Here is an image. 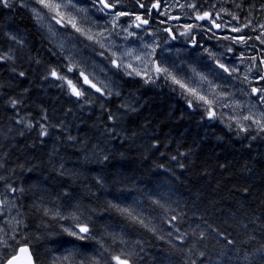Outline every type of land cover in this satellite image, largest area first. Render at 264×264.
<instances>
[{
  "label": "trees",
  "instance_id": "trees-1",
  "mask_svg": "<svg viewBox=\"0 0 264 264\" xmlns=\"http://www.w3.org/2000/svg\"><path fill=\"white\" fill-rule=\"evenodd\" d=\"M65 31L101 64L103 95L27 8L0 6V264L21 246L34 264H264V130L210 119Z\"/></svg>",
  "mask_w": 264,
  "mask_h": 264
},
{
  "label": "rangeland",
  "instance_id": "rangeland-1",
  "mask_svg": "<svg viewBox=\"0 0 264 264\" xmlns=\"http://www.w3.org/2000/svg\"><path fill=\"white\" fill-rule=\"evenodd\" d=\"M15 1L30 11L38 27L45 32L46 36L66 56V59L88 73V76L92 77L96 84H102V86L108 84L101 64L96 59L79 51L72 40L71 33L65 29H69L72 33L93 42L97 47L105 49L111 56L112 63L115 61L113 63L115 66L120 65L118 68L124 73L142 78L147 82H152L158 77L167 80L184 93L190 101L201 107L210 119L219 117L220 120L230 122L233 127L241 131L262 130L264 101L259 99L257 93L252 92L254 87L246 88L244 86L242 77H249V68H245L240 77L238 67L240 61L236 59L245 58L243 53L236 51L234 47V45L240 46V40H235V44L231 43L232 34L236 32L233 31L236 29L235 19H232V14L227 10L221 13L220 6L223 0H163L159 11L162 20L156 24L162 29L160 31L145 28L143 24L136 27L139 21H132L126 14L117 18L116 12L127 13L121 0H111V4H115L116 10L109 16L98 6H95L93 0H74L78 11L74 10L71 14L84 34L75 31L71 26L62 27L57 24L56 20L52 18L53 14L48 9L42 8L36 0ZM155 2L157 4V1ZM33 9L40 12L39 19ZM173 13L178 17H174ZM205 13L208 14L206 18L197 19L198 16H204ZM222 14L223 16H221ZM114 20L117 21L115 26ZM186 21L190 24L193 22L189 32L187 30L186 33V41L191 47L186 46L180 49L173 45L171 39L168 38V30L173 28L179 30V24L187 28ZM250 24L254 32L264 33L263 18ZM215 25L220 27L217 28ZM204 28L209 31V43L194 46L192 30L201 32L203 31L201 29ZM88 35L93 36V39H87ZM258 37L264 39L262 34ZM220 64L229 68L230 72L232 69H236V71L231 74L225 72L219 67ZM157 66L168 69L188 87L195 88L200 95H205L211 100L215 115L210 117L206 111L207 105L179 88L164 74L155 72ZM137 73L140 74L137 75ZM256 89L264 88L256 87ZM244 117H250V119L246 120Z\"/></svg>",
  "mask_w": 264,
  "mask_h": 264
},
{
  "label": "flooded vegetation",
  "instance_id": "flooded-vegetation-1",
  "mask_svg": "<svg viewBox=\"0 0 264 264\" xmlns=\"http://www.w3.org/2000/svg\"><path fill=\"white\" fill-rule=\"evenodd\" d=\"M157 1V4L156 2ZM163 0H121V3L123 7L126 10V16H129V18L133 20H136L135 17L139 15L142 19H146L147 23L143 24L145 28H151L154 31H160L162 30L160 27H157L156 24L159 22V20H162V17L159 15V11L161 10V7L163 5ZM171 1V0H167ZM108 2L111 4V0H108ZM161 2V3H160ZM92 4V1L90 2ZM135 3L133 6L132 4ZM240 3V4H238ZM93 4L95 6H98L100 10L106 12V14L112 13L116 10V8H111L112 12H107L103 9V5L99 3V0H93ZM141 4L144 6L141 7ZM156 4L158 7L153 8L152 5ZM253 6V10L251 12L246 11L245 8ZM232 8V12H230V7ZM221 13L222 11L227 10L228 13L232 14V19H235L234 25L236 29H239V31H236L233 33V39L231 38V43L235 44V40H240V37H244V40H240V46L237 47L234 45L236 51H241L244 55L245 59L237 58V61L239 62V74L241 77V73L245 68H249V77H247V80L242 77L244 80V86L246 88L248 87H259L264 88V80L260 79L261 75H264V64L261 63V61H264V39H259V35L262 34L260 32H254L252 30L251 22H256L260 20L261 18L264 19V0H223L222 5L220 6ZM179 14V13H177ZM174 17H178V15L172 14ZM212 15V14H211ZM215 15V14H214ZM223 16V14L221 15ZM180 18V17H179ZM233 19V20H234ZM163 21H165L163 19ZM180 21V20H178ZM138 22V21H137ZM181 23V22H179ZM188 27L184 28L181 24H179L180 29H169L168 30V38L171 39L173 42V45H176L177 48L183 49L184 47H191L189 42L186 41V33L187 30L189 32L190 25L189 22ZM203 31L198 32L195 30L198 35H195L192 37L194 40L196 46L197 44H204L207 45L210 41L208 39L209 37V31L207 28L201 29ZM159 35V32L157 33ZM175 53V52H173ZM238 76V75H237Z\"/></svg>",
  "mask_w": 264,
  "mask_h": 264
},
{
  "label": "snow or ice",
  "instance_id": "snow-or-ice-1",
  "mask_svg": "<svg viewBox=\"0 0 264 264\" xmlns=\"http://www.w3.org/2000/svg\"><path fill=\"white\" fill-rule=\"evenodd\" d=\"M37 3L41 5L42 8L48 9L50 13H52V18L56 20L57 24H60L62 27L71 26L75 31L80 32L81 34H84L81 27H79L76 23L75 17L71 14L74 10L78 11L76 8V4L74 0H36ZM99 3L103 5L104 8H114L115 4H110L108 0H99ZM0 6L4 8H11L13 7V0H0ZM144 5L141 4V7ZM153 8L158 7V5L153 4ZM35 12L37 18H40V12L38 10L33 9ZM124 12H116V17H120L125 15ZM207 13L204 14V16H198L197 19H204L207 17ZM136 21H139L138 24H136V27H140L141 24H146L147 20L142 19L139 15L135 17ZM114 26L117 23V21H113ZM217 28L220 27L219 25H215ZM233 31H239V29H233ZM264 35V33H262ZM87 39L92 40L93 36L88 35ZM240 40H244V37H240ZM115 63V61H113ZM262 64H264V61H261ZM120 65H117L119 67ZM220 68H222L225 72H230L229 68L225 67V65L220 64ZM76 70L75 66H69L68 71L72 72ZM236 69H232L231 72H235ZM155 72L164 74L166 78H170L173 83L177 84L179 88L183 89L185 92H187L192 97L196 98L198 101L203 102L204 105H207L206 111L209 113V116H214L215 113L212 110V101L209 100L205 95H200L195 88L188 87V85L183 82L182 80L178 79L176 76H174L171 72L168 71L166 68H161L157 66L155 68ZM230 72V74H231ZM140 73H137L139 75ZM23 75V73H21ZM51 75L64 83L67 84L68 88L70 89V92L72 95L76 96L77 98L81 97L85 94V90L83 89L82 85H79L78 82L74 83L72 78H68L66 75H58L56 70H52ZM79 76L83 78V83L89 85L90 87L94 88L97 92H100L102 95L104 94L101 90V88L97 87L95 83H93L89 76L85 74L84 70H79ZM203 79V78H202ZM245 80H247V76L244 77ZM261 80H264V75L260 76ZM253 93H257L259 95V99L261 101H264V89H252ZM110 94V93H109ZM191 106V105H190ZM111 118V117H110ZM244 119H250V117H244ZM259 123L258 121H256ZM262 130H264V126H262ZM69 233V235L77 236L78 239H84L85 237L78 236L76 232L71 231L70 229H65ZM89 229L86 225L80 226V232L81 233H88ZM231 243V241H229ZM21 252H27L26 248H21ZM16 257L13 256L11 259L8 260V264H13V260H15ZM117 264H128L127 258L121 259L119 256L114 257ZM29 264H31V261H29Z\"/></svg>",
  "mask_w": 264,
  "mask_h": 264
},
{
  "label": "water",
  "instance_id": "water-1",
  "mask_svg": "<svg viewBox=\"0 0 264 264\" xmlns=\"http://www.w3.org/2000/svg\"><path fill=\"white\" fill-rule=\"evenodd\" d=\"M103 9L107 12H112L111 8H104ZM21 248H26L27 252H21ZM16 257L15 260H13V264H29V261H31V264H34L33 257L31 255L30 249L27 246H21L17 249L16 253L13 255ZM12 256V257H13ZM10 257L9 259H11ZM8 259V260H9ZM8 260L5 262V264H8Z\"/></svg>",
  "mask_w": 264,
  "mask_h": 264
}]
</instances>
